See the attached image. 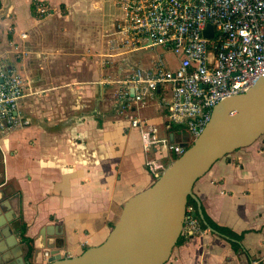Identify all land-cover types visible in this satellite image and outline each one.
<instances>
[{
  "label": "crops",
  "instance_id": "1",
  "mask_svg": "<svg viewBox=\"0 0 264 264\" xmlns=\"http://www.w3.org/2000/svg\"><path fill=\"white\" fill-rule=\"evenodd\" d=\"M0 1V57L34 86L20 108L30 123L0 135V249L8 264H47L55 252L77 256L104 242L125 203L152 185L144 135L118 113L115 80L168 49L127 41L117 31L118 0ZM36 1L51 12H34ZM159 97L139 113L161 126ZM192 196L242 235L240 249L208 228L175 246L165 264H264V135L215 162Z\"/></svg>",
  "mask_w": 264,
  "mask_h": 264
},
{
  "label": "built area",
  "instance_id": "2",
  "mask_svg": "<svg viewBox=\"0 0 264 264\" xmlns=\"http://www.w3.org/2000/svg\"><path fill=\"white\" fill-rule=\"evenodd\" d=\"M118 2L124 16L117 31L127 41L147 49L164 47L178 58L172 68L159 54L148 66L127 67L124 77L115 80V107L129 127L144 135L146 166L156 182L166 168L161 156L173 162L172 154H184L205 131L218 103L247 92L264 78V0ZM36 10L40 15L51 12L43 2ZM208 24L213 25L212 37L204 34ZM30 86L28 76L0 57V135L30 123L20 109L22 99L33 93ZM156 95L165 110L161 126L139 113ZM173 127L187 139H171ZM203 233L194 206L187 205L182 235L189 239Z\"/></svg>",
  "mask_w": 264,
  "mask_h": 264
},
{
  "label": "water",
  "instance_id": "3",
  "mask_svg": "<svg viewBox=\"0 0 264 264\" xmlns=\"http://www.w3.org/2000/svg\"><path fill=\"white\" fill-rule=\"evenodd\" d=\"M213 33V25L208 24L204 34L212 37ZM262 135L264 78L247 92L215 106L202 135L181 156L173 154V162L161 177L125 203L119 221L104 242L77 256L63 257L55 252L47 264H165L182 235L195 182L215 162L253 144ZM170 137L174 139V134ZM0 235L4 236L5 231L1 229ZM2 252L0 249V264H8Z\"/></svg>",
  "mask_w": 264,
  "mask_h": 264
},
{
  "label": "trees",
  "instance_id": "4",
  "mask_svg": "<svg viewBox=\"0 0 264 264\" xmlns=\"http://www.w3.org/2000/svg\"><path fill=\"white\" fill-rule=\"evenodd\" d=\"M38 1L34 2L33 7H34V12H35V8L37 6ZM0 5H1V1H0ZM178 127H173L172 130H178ZM154 182L152 181V184ZM193 205L194 206V215L198 218V220L200 221V226L202 227V229H208V228H212L215 231L219 232L220 234L228 237L231 241L232 246L234 247V249L236 251H238L240 249V241L242 240V235L241 234H237L233 231H229L226 228L218 225L216 222H214L209 216L208 214H206V212L204 210L200 211L199 210V205L197 200L193 197L190 196L188 199V204L187 205ZM26 229L23 228L21 231V236H22V240L24 243H26L28 245V257H31L34 251V245L32 240L26 236ZM187 237H185L184 235H181L178 242H177V246L183 244L185 241H187Z\"/></svg>",
  "mask_w": 264,
  "mask_h": 264
},
{
  "label": "rangeland",
  "instance_id": "5",
  "mask_svg": "<svg viewBox=\"0 0 264 264\" xmlns=\"http://www.w3.org/2000/svg\"><path fill=\"white\" fill-rule=\"evenodd\" d=\"M161 52H162L161 49H158V50L155 51V53H161ZM162 53H163V55L165 56L166 60L170 63V65H171L172 68H175V67L178 66V58H177V56L173 53V51H171V50H167V51H165V52L163 51ZM25 75H26V74H25ZM26 76H28V78H29V80H30V82H31L30 90H31V91L33 90V91H34V86H33V80H32V77L29 76V75H26ZM28 90H29V88H28ZM159 161H160L161 164H163L164 166L167 167L169 164H171L172 159H171L169 156L164 155V156H161V157L159 158Z\"/></svg>",
  "mask_w": 264,
  "mask_h": 264
},
{
  "label": "flooded vegetation",
  "instance_id": "6",
  "mask_svg": "<svg viewBox=\"0 0 264 264\" xmlns=\"http://www.w3.org/2000/svg\"><path fill=\"white\" fill-rule=\"evenodd\" d=\"M172 157H173V154H172Z\"/></svg>",
  "mask_w": 264,
  "mask_h": 264
},
{
  "label": "bare ground",
  "instance_id": "7",
  "mask_svg": "<svg viewBox=\"0 0 264 264\" xmlns=\"http://www.w3.org/2000/svg\"><path fill=\"white\" fill-rule=\"evenodd\" d=\"M204 229V228H203Z\"/></svg>",
  "mask_w": 264,
  "mask_h": 264
}]
</instances>
